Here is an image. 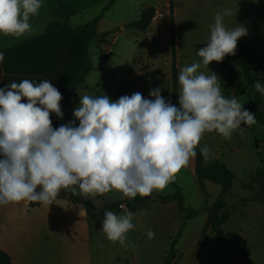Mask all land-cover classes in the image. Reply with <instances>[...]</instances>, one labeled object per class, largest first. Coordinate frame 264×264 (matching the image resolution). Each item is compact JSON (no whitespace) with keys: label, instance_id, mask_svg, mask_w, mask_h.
I'll use <instances>...</instances> for the list:
<instances>
[{"label":"clouds","instance_id":"obj_1","mask_svg":"<svg viewBox=\"0 0 264 264\" xmlns=\"http://www.w3.org/2000/svg\"><path fill=\"white\" fill-rule=\"evenodd\" d=\"M41 7V0H0V35L16 40L32 35L30 18ZM229 14L215 15L209 41L197 51L201 60L180 70L179 107L165 100L160 87L149 90L151 99L139 92L117 101L105 94L79 95L75 119L54 128L51 114L63 118V96L49 80L23 79L0 88V205H51L61 190L77 194V189L148 197L175 180L206 132L230 139L242 124H255V114L235 95L222 94L214 72L200 71L235 55L238 39L247 35L243 25L225 26ZM4 59L0 52V63ZM253 88L264 96L259 80ZM200 153L208 158L209 147ZM133 218L131 211H105L101 230L110 242L127 247V234L136 227ZM147 237L155 232L149 229Z\"/></svg>","mask_w":264,"mask_h":264},{"label":"rangeland","instance_id":"obj_2","mask_svg":"<svg viewBox=\"0 0 264 264\" xmlns=\"http://www.w3.org/2000/svg\"><path fill=\"white\" fill-rule=\"evenodd\" d=\"M129 2L121 0L111 12V19L126 18L135 19V10L144 3L152 0H136ZM138 4V5H137ZM180 24L178 28V40L176 39L178 71L193 62L201 60L197 55L198 49L204 47L209 41L211 26L214 25V17L217 13L230 12L224 16V24L227 28L243 25L247 29V35L238 39L237 42L245 44L256 51L264 68V0H202L181 4ZM130 19V20H131ZM118 36L113 45L111 54L105 55L97 45V39L90 41L88 54L92 64V71L87 77L84 93L87 95H107L112 101H117L121 96L132 95V88H138L145 99H151L149 90L161 88V95L166 101L173 104L172 83V48L171 36L165 31L157 39L158 65L162 68L151 69L144 75L129 77L133 73L142 70V65L135 67L130 59L129 51L140 33L136 30L121 32L114 29L111 37ZM110 36V35H109ZM110 38V37H109ZM130 47V48H129ZM156 59V58H155ZM155 65V68L158 66ZM133 67V71H131ZM146 69H148L146 67ZM228 66L222 62H211L208 68H201L206 74L214 72L221 80L222 94L226 97L235 95L243 107L255 114L256 123L251 126L241 125L230 139H225L217 132H206L199 146L209 147L210 153L205 158V165H211L216 161L223 162L234 174L235 181L227 199L228 210L231 217L225 231L228 242L221 247L217 244L213 232L205 231L207 213L204 208L207 200L213 203L218 197L221 186L209 183L207 197L201 191L195 174L188 167H183L163 190H154L152 198L145 200L143 204H137L131 200L134 218L132 223L136 225L134 230L129 231L127 240L131 242L124 248L128 255L125 264H133L131 250L137 239L154 241L147 237V231L152 225H159L163 212L160 203L155 202L156 194L170 195L179 188L185 198V206L200 211V214L188 221L179 239L176 250L183 254V260L179 264H264V183L256 184L252 189L243 188L244 184L250 183L253 177L264 169V129L260 125L251 101L246 95L241 94L245 88L242 72L234 67L239 75V81L235 86L225 83L224 75ZM112 201L124 198L118 195V191L107 192ZM105 194V193H104ZM103 198L105 202L110 200ZM210 203V204H211ZM118 210V206H114ZM121 214V213H120ZM119 214V215H120ZM123 214V213H122ZM183 221L178 220L174 225H180ZM155 232L154 239L161 240ZM176 231L173 237H177ZM154 254L147 257L140 264H161L157 260V253L163 248L160 242H154ZM240 253V254H239ZM136 254L138 250L136 249ZM115 261H122L119 255Z\"/></svg>","mask_w":264,"mask_h":264},{"label":"crops","instance_id":"obj_3","mask_svg":"<svg viewBox=\"0 0 264 264\" xmlns=\"http://www.w3.org/2000/svg\"><path fill=\"white\" fill-rule=\"evenodd\" d=\"M63 1L69 10L76 12L69 19V26L74 32L65 28L48 32L47 27L50 24L63 23L65 16L56 0H41L42 7L38 14L30 18L32 35L20 40L0 35V52H3L5 56L4 61L0 63V88L12 82L19 83L23 79H29L34 83L49 80L61 92L63 96L61 108L66 111V86L78 74L85 62L86 50L93 39L91 38L93 32L83 29V26L92 23L102 15L96 28L97 45L100 46L98 37L103 35L112 38L114 45L118 37L117 35L111 37L114 29H121V32L125 31V33L128 30H135L128 29L126 26L138 20L144 9L155 8L156 15L149 30L146 32L136 30L140 33L139 38L131 45V48L129 47L132 64L135 67L142 65L141 71L137 74L132 72L129 75L135 78V76L146 74L151 69L162 70L158 66L162 62L159 64L156 47L157 39L162 31L167 34L171 33L170 2H173L176 39L178 40L181 4L192 1L201 3L202 0H152L151 3H144L137 7L135 19L126 18L125 21L111 19L112 10L121 0H117L104 14L103 10L109 0ZM128 1L131 2V0ZM132 1L137 3L136 0ZM155 65L158 67L155 68ZM131 69L133 71V67ZM85 85L75 96L73 111L79 106L80 96L86 95ZM136 92L142 93L138 88H132V94ZM73 111L72 120L75 119ZM51 120L54 128L61 125L55 113L51 114ZM76 123L79 124L78 121ZM185 167L195 174V157L191 158ZM209 183L206 184L207 188ZM77 194L92 202L95 206V213L99 215L104 214L105 211H114L118 215L125 211L119 208L117 210L114 206L126 205L127 211L131 212L134 208L131 200H135L127 197L112 201L109 193L81 194L79 189H77ZM103 195L110 201L105 202ZM118 195L120 196L121 193L119 192ZM155 202L160 203L163 217L159 225H152V229L156 231L161 240L154 238V241L135 240L133 243L135 247L131 250L133 264H140V259L145 261L149 255L155 253L152 249L154 242H160L163 245L161 251L158 253L156 251V257L161 264H164L175 239L173 235L176 231L179 233L183 226L185 215L179 211L177 202L167 203L157 198ZM30 203L21 201L0 205V249L10 256L12 264H125L126 259L129 258L130 252L125 255V260L123 258L125 246H121L119 242L112 243L106 238L101 230L102 216L92 220L82 205L62 198H56L51 205L42 204L35 208H32ZM178 220L183 222L180 225H174ZM207 231L212 232L210 229ZM128 242L129 240H126V245H129ZM136 249L138 254H136ZM178 253L183 260V254L179 251ZM118 255L122 259L120 263L115 261Z\"/></svg>","mask_w":264,"mask_h":264},{"label":"trees","instance_id":"obj_4","mask_svg":"<svg viewBox=\"0 0 264 264\" xmlns=\"http://www.w3.org/2000/svg\"><path fill=\"white\" fill-rule=\"evenodd\" d=\"M116 1L117 0H109L103 10V14L107 12L115 4ZM56 2L60 9L63 11L65 20L63 23L50 24L47 27V31L52 32L58 29L65 28L70 32H74V30L71 29L69 26V19L74 16L76 12L69 10L63 0H56ZM170 13L173 104L179 107V71L177 64L176 29L172 1L170 2ZM155 15V8H146L142 11L140 18L136 21L129 23L126 28L146 32L149 30ZM101 18L102 15L95 19L92 23L82 27L85 30L93 32L91 38H97L96 28ZM103 37H105V35L100 36L98 38ZM223 64L224 66H228V69L224 75V81L230 86H235L239 81V75L235 72L234 67H238L242 72L243 79L247 86L241 90V94L246 95L247 98L251 101L255 113L257 115V119L262 128L264 129V96H262L259 92H256L253 88V85L258 80L262 84H264V68L261 59L252 48L245 44L237 42L235 55L226 56L223 59ZM92 69L93 68L88 54V50H86L85 62L82 64L78 74L71 81H69L66 86L67 110L64 111L61 108L62 112L64 113V116L63 118L57 117L61 125L72 121V111L75 96L79 89L83 88V86L85 85L86 79ZM76 126H78L77 123ZM200 149L201 147L198 145L196 148L197 154L195 156V177L201 191L207 197V182L221 186V193L216 198V200L211 204L207 200V206L206 208H204V211L207 213V223L205 231L210 229L215 236L217 244L223 247L228 242L225 226L229 222L231 214L228 210L227 199L230 195V190L235 181V176L233 172L223 162L219 160L209 166L205 165V157L201 155ZM261 183H264V169L259 172L255 177H253L250 183L244 184L243 188L252 189L254 185ZM175 189L176 192L171 195L163 196L156 194V198L163 202H177L179 211L185 215L183 226L179 231L177 237L173 240L169 256L164 260V264L180 263V261L182 260V256L176 250L177 243L182 237L183 230L187 225L188 221L197 217L200 214V211L198 210L187 208L185 206V198L182 191L176 186ZM57 198L67 199L71 202L82 205L86 209L90 219L92 220L96 219L98 216H102L104 218V214L99 215L95 213V206L92 204V202L84 199L78 194H73V192L61 191ZM133 200H135L138 204H143L145 202L144 197H141L139 195H137ZM40 205L42 204L35 202L30 203V206L32 208L38 207ZM0 264H12L10 256L2 249H0Z\"/></svg>","mask_w":264,"mask_h":264},{"label":"built area","instance_id":"obj_5","mask_svg":"<svg viewBox=\"0 0 264 264\" xmlns=\"http://www.w3.org/2000/svg\"><path fill=\"white\" fill-rule=\"evenodd\" d=\"M99 45L101 48V52L103 54L108 55V54L112 53V51H113L112 38H109V37L100 38ZM118 208H119V210H127L128 209L126 205H119Z\"/></svg>","mask_w":264,"mask_h":264},{"label":"water","instance_id":"obj_6","mask_svg":"<svg viewBox=\"0 0 264 264\" xmlns=\"http://www.w3.org/2000/svg\"><path fill=\"white\" fill-rule=\"evenodd\" d=\"M145 200H149L151 199V196H148V197H144Z\"/></svg>","mask_w":264,"mask_h":264}]
</instances>
